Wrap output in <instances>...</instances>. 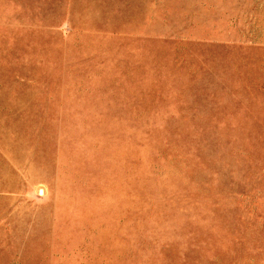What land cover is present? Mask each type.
I'll use <instances>...</instances> for the list:
<instances>
[{
  "label": "rangeland",
  "instance_id": "1",
  "mask_svg": "<svg viewBox=\"0 0 264 264\" xmlns=\"http://www.w3.org/2000/svg\"><path fill=\"white\" fill-rule=\"evenodd\" d=\"M0 264H264V0H0Z\"/></svg>",
  "mask_w": 264,
  "mask_h": 264
},
{
  "label": "bare ground",
  "instance_id": "2",
  "mask_svg": "<svg viewBox=\"0 0 264 264\" xmlns=\"http://www.w3.org/2000/svg\"><path fill=\"white\" fill-rule=\"evenodd\" d=\"M40 192V191H39ZM40 194H41V192H40Z\"/></svg>",
  "mask_w": 264,
  "mask_h": 264
}]
</instances>
